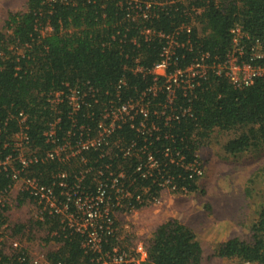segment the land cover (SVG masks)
I'll return each mask as SVG.
<instances>
[{"label": "trees", "instance_id": "obj_1", "mask_svg": "<svg viewBox=\"0 0 264 264\" xmlns=\"http://www.w3.org/2000/svg\"><path fill=\"white\" fill-rule=\"evenodd\" d=\"M147 1L148 9L144 2L133 8L130 0H27L25 10L9 13L0 29V160L11 154L14 161L0 171V199L8 198L15 183L13 174L21 170L22 176L52 188L59 203L68 206L67 213L81 220L83 211L78 213L76 199L96 197L101 183L106 196L100 206L108 203L125 211L160 198L166 185L175 192L197 190L201 176L193 166L202 167L198 152L211 143L214 131L234 133L223 146L229 155L264 150V75L235 88L225 75L211 71L196 83L193 93L178 90L170 105L162 87L164 78L156 81L154 94L149 88L155 76L137 70L141 66L150 71L161 60L166 40L159 32L179 31L184 45L174 60L181 67L202 51L210 52V61L225 59L232 46L230 29L237 23L249 35L244 58H252L257 41L264 53V0ZM193 7L202 11L196 13ZM192 19L197 24L188 35L181 26ZM147 28L154 31L151 36L143 34ZM253 63L263 66L264 57ZM73 89L84 100L78 110L68 99ZM58 92L60 99L52 102ZM128 100H140L148 115L132 110L110 136L64 160L49 157L28 167L17 160L15 134L25 132L23 145L37 154L63 144L75 149L94 139L104 115ZM128 148L131 153L124 156ZM263 171L256 170L254 177ZM60 173H66L64 185H60ZM120 186L130 191L131 200L118 198ZM20 193V203L37 205L34 196ZM8 210L6 201L0 202V227L6 225L0 234V264H31L20 249L10 255L5 250L4 235L8 231L11 236L20 234L27 226L8 223ZM42 215L44 220L34 224L45 225L46 241L58 244L48 254L53 264H111L105 261L120 248L119 234L107 231L106 218L104 228L98 229L99 252L84 246L89 231H80L65 214L44 211ZM146 245L148 260L143 264H203L204 251L196 232L177 219L160 224ZM215 254L237 264H264V203L251 225V238H229L217 246Z\"/></svg>", "mask_w": 264, "mask_h": 264}, {"label": "rangeland", "instance_id": "obj_2", "mask_svg": "<svg viewBox=\"0 0 264 264\" xmlns=\"http://www.w3.org/2000/svg\"><path fill=\"white\" fill-rule=\"evenodd\" d=\"M26 2L27 0H0V29L9 13L26 9ZM233 136L232 131H214L211 143L199 150L203 174L198 181L197 190L175 192L167 187L159 201L126 211L108 204L105 206L114 212L112 229L119 234L120 252L129 261L137 264L147 262L148 239L160 224L177 219L196 232L204 251L203 264H237L235 259L218 257L215 251L220 243L229 238H251V225L264 203V171L254 177L256 170H264V150L258 154L229 155L223 146ZM20 186L21 184L14 186L7 198V222L26 223L27 226L20 234L11 236V231H8L4 235L5 242L8 243L5 250L10 255L20 249L32 260L38 257L48 259V254L57 250L58 244L46 241L48 230L45 225L34 224L36 220H44L38 206L26 200L20 203ZM81 210L80 208L78 213ZM72 215L65 213L70 221L85 223L86 218L82 214L78 221ZM3 228L0 227V234L3 233ZM15 241L19 243L17 249L13 247ZM140 242L145 245L147 257L137 250ZM40 264L46 263L41 261Z\"/></svg>", "mask_w": 264, "mask_h": 264}, {"label": "built area", "instance_id": "obj_3", "mask_svg": "<svg viewBox=\"0 0 264 264\" xmlns=\"http://www.w3.org/2000/svg\"><path fill=\"white\" fill-rule=\"evenodd\" d=\"M131 6L133 8L139 7L142 5V2L146 3L147 8L150 6L147 0H130ZM182 1V0H181ZM196 13H200L202 9H197L193 7L192 9ZM147 17V14H144ZM190 23H183L181 29L186 31L188 35L191 34L193 26L197 24L195 19ZM154 31L150 28H147L143 31V34L147 36H151ZM158 35L166 40V44L162 48L161 52V60L156 62L153 68L150 71H145V69L141 66L137 68V70L142 72H149L155 76V84L149 88V91L153 92L154 94L157 91V83L156 81L163 77L164 81L162 87L166 90L167 94V103L172 105L176 99V92L180 89L185 90V92L193 93V90L196 87V83L200 84L199 80L202 78H206L209 72L213 71L217 75H225L230 83L235 88H240L249 84L254 78L260 77L264 75V65H258L257 63H253L256 58L264 57L263 47H261L260 41H257L258 46L254 53H252V58L250 60H246L245 57V39L249 37L248 33L243 29V26L240 23L235 24L230 29L231 35V49L228 51L225 59L220 60L219 58L215 57L213 61L211 60V54L207 51H202L199 56L195 57L192 62L187 65L186 67H181L178 65L176 51L182 44L179 41V31H175L174 33H164L159 32ZM191 40L188 39V42ZM176 56V57H175ZM61 92L55 94V100L60 99ZM70 106L73 110H78L81 107V104L84 102L82 95L77 89H73L71 93L68 95ZM138 109L142 115L145 117L148 115V110L145 106H143L140 100H128L123 102L119 107H115L111 113H106L104 115L103 121L99 123V132L98 135L93 137L94 139L80 143L75 145V149L71 147V145L67 146L63 145H56L52 148V151H47L46 153L37 154V152L29 151V146L23 145V143L27 140V134L25 132H19L15 134L12 138L15 146V151L18 153L17 160L23 165V167H28L30 164L36 163L40 160H45L46 158H53L55 156L61 158L62 160L74 156L76 153H79L83 149H88L91 146L97 145L102 138L105 136H110L111 133L115 130L116 127L120 126V123L124 120V118L132 112V110ZM22 115V119H25L24 114ZM133 117V116H132ZM168 119L170 117H167ZM140 126L142 128L145 125L141 122ZM54 131L52 128L51 132H48L50 137L51 133ZM119 145V144H118ZM71 150V151H70ZM72 152V153H71ZM131 153L130 148L125 150L124 156ZM151 166L155 164V160L152 156L149 157ZM14 158L11 154L7 155L6 158L2 161L0 160V171L2 169H7L9 166H12ZM196 169L197 174L202 176L203 169L199 166H193ZM147 172L151 173L150 168ZM61 178L60 185H64V178L66 177V173L58 174ZM119 177H123L122 174H119ZM13 178L15 180L14 186L17 184H21L20 192H28L30 195L34 196L37 200V206L40 209L41 216L44 211H47L49 214L54 213H67L68 210L67 205H61L58 201V198L54 194V190L52 188H48L39 183V181L32 177V176H22L21 170H15L13 174ZM117 178L114 177L112 179L113 185L117 183ZM169 183V180L166 181ZM166 183V184H167ZM13 186V188H14ZM171 188L170 186L166 185V188ZM12 188V189H13ZM98 191V195L96 197H86L83 201L81 198L76 199V204L79 208L83 211V217L86 218L85 223L78 224L76 222V227L80 231H89V237L84 243L85 247H90L91 249L100 250L102 249V237L101 233L99 234L98 229L104 228L105 218L107 221L106 229L109 233L114 232L112 224V217L109 216L110 212H113L109 209L101 207L100 204L104 201L106 196V189L103 187V183L100 184ZM11 189V190H12ZM11 192V191H10ZM118 192L119 199L123 201L124 199H130L131 194L126 188L120 186L116 189ZM160 198H157L151 202L159 201ZM6 201L5 199H0V202ZM85 201V202H84ZM109 205V204H108ZM121 205V204H119ZM110 206V205H109ZM125 208V205H121ZM73 216V215H72ZM74 217V216H73ZM75 218V217H74ZM76 219V218H75ZM78 221V219H76ZM104 220V221H103ZM4 225L3 227H5ZM107 232V233H108ZM13 247L15 249L19 248V243L15 241L13 243ZM137 250L141 253V255L147 257V251L143 242L138 244ZM119 248L115 249L114 255L111 257L110 261H105V263L111 264H128L134 261H129L127 256L120 252ZM23 259H26V255L23 254ZM31 264H40L41 261H45L46 264H53L47 258L44 260L43 257H38L37 259L32 260L29 256ZM61 264V263H57ZM251 264V263H245Z\"/></svg>", "mask_w": 264, "mask_h": 264}]
</instances>
